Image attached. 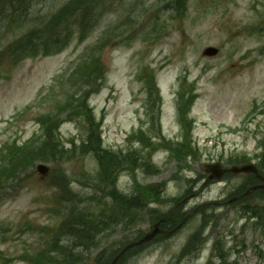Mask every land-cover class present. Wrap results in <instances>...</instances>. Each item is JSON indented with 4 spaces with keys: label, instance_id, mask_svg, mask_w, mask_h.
Returning <instances> with one entry per match:
<instances>
[{
    "label": "rangeland",
    "instance_id": "1",
    "mask_svg": "<svg viewBox=\"0 0 264 264\" xmlns=\"http://www.w3.org/2000/svg\"><path fill=\"white\" fill-rule=\"evenodd\" d=\"M69 1L25 5L26 0H18L17 7L5 2L13 18L0 22L2 254L11 264H62L70 257L68 264H108L112 253L147 235L156 220L171 219L183 208L188 214L177 213V231L137 245L125 254L124 264H264V193L237 199L256 181L253 174L225 175L198 191L206 164L220 158L230 167L247 160L241 155L252 156L264 175V140L260 149L256 141L262 134L264 138V112H252L256 103L264 105V0H183V6L175 0H112V12L103 14L100 27L85 41L73 40L57 54L26 56L21 37L40 28L39 20L44 25L62 15ZM174 4L182 6V20L175 18ZM110 26L128 31L129 44L113 41L103 51L106 78L102 70L84 77L88 59L77 68L79 54ZM61 40L54 37L40 47L34 43L28 52L53 50ZM144 66L155 70L153 83L144 85L140 78ZM63 69L56 87L48 88ZM183 76L199 93L190 109L195 154L183 151L180 115L174 110ZM82 91L102 119V138L110 148L124 144L139 125L146 96L158 98L159 91L162 106L157 101L153 108L160 122L150 124V135L135 136L128 158L117 157L114 168L110 157L98 158L93 150L98 143L94 121L90 125L82 113L63 122L60 135L50 116L58 104ZM184 99L192 104L189 94ZM160 126L166 134L178 130L181 144L175 150L158 142ZM194 139L207 144L197 146ZM45 145L48 150L40 153ZM180 150L182 157L176 155ZM135 155L141 158L133 163ZM9 156L12 163L4 169ZM123 170L129 176L119 177ZM199 175L202 179L194 186L191 180ZM116 182L120 195H110ZM129 193L160 199L134 206L126 203ZM226 198L237 200L234 205L203 204ZM247 203L257 207L255 218L247 213ZM197 205L203 206L189 212ZM103 217L109 219L106 229L98 226ZM116 220L118 226L110 231Z\"/></svg>",
    "mask_w": 264,
    "mask_h": 264
},
{
    "label": "trees",
    "instance_id": "2",
    "mask_svg": "<svg viewBox=\"0 0 264 264\" xmlns=\"http://www.w3.org/2000/svg\"><path fill=\"white\" fill-rule=\"evenodd\" d=\"M7 0H0V22L9 19V18H13L10 15L7 14V12H9V4H7V7L9 8H5V2ZM18 0H8V3H14L15 2V6L17 7L16 3ZM177 4H182L183 0H175ZM107 2L105 0H70L67 3V6L65 7V9L62 11V15H54L53 17H51V21L47 22L46 24L42 25L44 22V19H41L38 21V24L36 26H40V28H36L33 29L32 31L29 32V36L28 34H25L24 36L21 37V41L22 44L24 46H26V48L23 50L26 56H36L38 53L40 54H48V53H52L55 51H59L62 49V46L66 45L73 36H75V38H77L78 40H82L84 39V37H86V35L90 32L92 23L95 26V21L97 20V18L95 17L94 13L95 12H102V10H104L107 7ZM30 4V1L26 0L25 5ZM183 6V4H182ZM181 6V7H182ZM13 7V6H12ZM13 7V8H14ZM178 7V6H177ZM181 7H178V9L176 10V12L178 14H182L184 11ZM12 8V9H13ZM27 9V8H26ZM31 12V11H30ZM28 15V14H27ZM89 16V18L91 19L90 22H88L87 17ZM88 22V23H87ZM74 24H76L77 26H73ZM108 36L110 33L105 32L103 33L101 39L99 40V42L101 44L97 45V46H93L90 50H88L87 54V59L88 62L85 63V67L83 68L82 73L84 74V77L89 76L90 74H95L92 71L96 70L98 72V70H102L104 73V77H105V68L103 67V63L101 62V52L100 50L103 48L104 43H109L106 39V35ZM54 37H61V43L56 45V47L53 50H45L47 47H45L43 50L41 51H36L34 54L32 52H28V49L34 45V43L40 47L39 44L44 43V42H48L50 40H53ZM114 38H117L118 40H120V36H114ZM121 42V41H118ZM80 66H77V68H79ZM87 81V78H84ZM89 84H91V82L89 81ZM187 88V87H186ZM180 94L184 95V90L182 89L180 91ZM85 92L84 95L82 96V98H76L75 96H72L73 99H75V101H77L76 105L73 106L72 111L74 113H83L86 115L88 121L90 122V125L93 124V117H92V111L91 109L86 105L85 103ZM65 106H71V102L70 101H66L63 105L58 104L56 106V112L54 113L53 117V122L55 123H59V115L60 112H62L61 110L63 108H65ZM184 108H181V118L184 120V112H183ZM39 123H41L38 120ZM95 122V121H94ZM49 126V125H48ZM50 129V126H49ZM95 131V137L94 138L98 143L97 145H93V150L96 152V154L98 153V158L101 156H107L110 157V159L113 162V167H116V160L117 157H121L122 155H116L113 152L109 151L108 149H103L100 145V136H99V123L94 124L93 128ZM56 130H58L57 132H59V127L57 125ZM50 139H51V135H50V131H47V140L46 143H50ZM88 142H90V138H88L87 140ZM86 146V144H84V147ZM184 147H186V150H190V146L187 140H185ZM49 148V146L44 147V149L40 152L43 153L44 151H47ZM62 149V147H61ZM91 151V149L89 150ZM178 157H181L182 155L177 153ZM264 156V153H263ZM12 156H9L7 161L4 163L3 168L6 169L8 168V166L12 163ZM138 161V157L134 156L131 159V162L135 163ZM111 168V167H110ZM109 168V169H110ZM146 168H150V165H147ZM111 171H113V169H111ZM113 177V176H111ZM114 189L110 190V195H120V193L116 190V186H113ZM103 190V189H102ZM112 197V196H111ZM113 198V197H112ZM152 198L155 199H160L159 196H144L141 193H136V194H131L129 196V200L126 203H129V201H131L130 203L134 206H141L145 201L151 200ZM114 199V198H113ZM246 209L251 210L252 211V215L257 216V209L248 205L246 206ZM105 215V214H102ZM114 255V253L111 254ZM7 264V263H5Z\"/></svg>",
    "mask_w": 264,
    "mask_h": 264
},
{
    "label": "water",
    "instance_id": "3",
    "mask_svg": "<svg viewBox=\"0 0 264 264\" xmlns=\"http://www.w3.org/2000/svg\"><path fill=\"white\" fill-rule=\"evenodd\" d=\"M210 51H211V48H208V49H206L205 53H210ZM217 167H218V164H215V165L212 164V165H210V168H211L214 172L217 171ZM41 169H42V167H41ZM231 170H232L233 172H240V171H242V172H250V171H251V172H254V173L258 174V172H257V168H256L254 165H252V164H245V165H242L241 167H233ZM220 176H221V173H218V174H217V177H220ZM257 187H264V185H259V186H257ZM156 232H157V230L155 229V230H153L151 233L145 235V236H144L143 238H141L140 240L135 241V242H132V243L126 245V246L120 251V253L114 257V259L112 260L111 264H116V262H117V260L119 259V257H120V256H121L126 250H128L130 247H132V246H134V245H138V244H141V243H143V242L149 240L150 238H152V237L154 236V234H155Z\"/></svg>",
    "mask_w": 264,
    "mask_h": 264
},
{
    "label": "flooded vegetation",
    "instance_id": "4",
    "mask_svg": "<svg viewBox=\"0 0 264 264\" xmlns=\"http://www.w3.org/2000/svg\"><path fill=\"white\" fill-rule=\"evenodd\" d=\"M168 220H169V219H168ZM171 228H172V227H170V225H166L165 227H162V229L165 230L164 234H168L169 231L172 230ZM158 239H159V238L157 237V238H156V241H157Z\"/></svg>",
    "mask_w": 264,
    "mask_h": 264
},
{
    "label": "bare ground",
    "instance_id": "5",
    "mask_svg": "<svg viewBox=\"0 0 264 264\" xmlns=\"http://www.w3.org/2000/svg\"><path fill=\"white\" fill-rule=\"evenodd\" d=\"M31 1V0H30Z\"/></svg>",
    "mask_w": 264,
    "mask_h": 264
}]
</instances>
